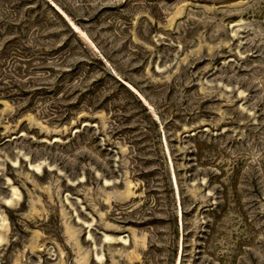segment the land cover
<instances>
[{
    "label": "rangeland",
    "instance_id": "obj_1",
    "mask_svg": "<svg viewBox=\"0 0 264 264\" xmlns=\"http://www.w3.org/2000/svg\"><path fill=\"white\" fill-rule=\"evenodd\" d=\"M1 236L0 264H264V0H0Z\"/></svg>",
    "mask_w": 264,
    "mask_h": 264
},
{
    "label": "bare ground",
    "instance_id": "obj_2",
    "mask_svg": "<svg viewBox=\"0 0 264 264\" xmlns=\"http://www.w3.org/2000/svg\"><path fill=\"white\" fill-rule=\"evenodd\" d=\"M18 202H19V198H18ZM3 204H4L6 207H8V208L13 209V208L15 207L14 205L17 204V201H16V200H6V201L3 202ZM3 240H4V236H1V238H0V244H1V242H2ZM104 241H105V242H109V241H111V238H109L108 236H105ZM94 259H95L98 263L102 261V257L99 256L98 254H96V255L94 256Z\"/></svg>",
    "mask_w": 264,
    "mask_h": 264
}]
</instances>
